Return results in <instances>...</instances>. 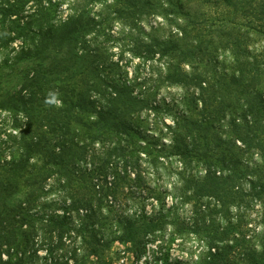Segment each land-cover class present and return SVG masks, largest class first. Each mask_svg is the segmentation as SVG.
Here are the masks:
<instances>
[{
    "label": "trees",
    "instance_id": "1",
    "mask_svg": "<svg viewBox=\"0 0 264 264\" xmlns=\"http://www.w3.org/2000/svg\"><path fill=\"white\" fill-rule=\"evenodd\" d=\"M79 1L57 25L53 0H0V264H119L115 243L141 258L175 223L204 238L196 264H264V0H214L211 15L212 0ZM116 19L134 56L163 62L155 74L113 59ZM162 86L182 92L157 99ZM163 107L172 122L155 135L144 113ZM148 169L173 175L171 190ZM138 191L142 208L122 213Z\"/></svg>",
    "mask_w": 264,
    "mask_h": 264
},
{
    "label": "rangeland",
    "instance_id": "2",
    "mask_svg": "<svg viewBox=\"0 0 264 264\" xmlns=\"http://www.w3.org/2000/svg\"><path fill=\"white\" fill-rule=\"evenodd\" d=\"M47 1V0H45ZM55 5L50 10L51 18L50 23H54L60 25L63 21L68 19V17L80 6V1L78 0H53ZM209 5L204 6L203 10L211 15L216 10L214 6V0L211 1ZM34 4L31 2L29 4L28 9L35 8ZM92 9L93 15H98V13H104V4L103 3H94L90 5ZM99 20L103 17L98 15L97 17ZM141 23L145 26L147 30H151V26L157 23L155 17H148L146 19H142ZM135 33V30H131ZM129 27H126L124 23H121L117 19L114 20L112 27L110 28V32L112 36L110 40L107 42V45L110 46V51L112 52V57L114 60H120L121 65L126 68L128 71L129 77H136L138 76L139 79L149 77L150 75L155 74L159 67L163 64L162 61L159 59H154L148 62H144V60L138 56H134L133 52L130 50V43H132V38L129 33H131ZM103 37H100V40ZM263 42L259 41L256 43V46L261 45ZM13 45L18 46L19 41L13 43ZM6 52L0 51V60L2 55ZM182 90L179 87L175 86H162L160 87L159 93L157 94V99L167 98L171 101H175L176 98L181 94ZM166 107H163L161 115L156 116L154 113H144V116H148L149 121V132L154 133L157 135L158 129L164 128L166 123H171V114L173 112H168ZM9 121H11V116L9 112L2 111L0 117V123L3 125V129L1 130L0 134V147L4 149V155H8L10 150L7 148L6 140L8 139V132L11 131V128L8 126ZM5 131V132H4ZM167 141V138L164 139ZM246 156L250 159L252 157L251 154H246ZM254 157H257L256 155ZM163 169L159 173H153L151 169L147 170V177L146 180L149 184L153 187H156L157 190H164L170 191L172 185L176 181V178L170 176L169 174L165 173ZM136 198L131 200H126L125 198L121 199V205L117 204V208L125 214H132L133 212L137 211L138 209L142 208V202L140 201L145 198L148 193L146 191H138L135 193ZM149 196V195H148ZM168 204L170 205L172 200L170 198V194L168 195ZM145 201V208L146 210L151 213L159 206L157 204V199L155 198H147ZM119 203V202H118ZM255 208V210L253 209ZM190 206H185L184 208L180 209V213L184 217L190 216ZM257 208L252 207L251 209H246L245 212L248 214H252L251 216L247 217L249 221V227L255 228L259 227L260 225L252 220L254 215L257 213ZM234 215H239V213H244V210L239 212L237 209H233ZM251 219V220H249ZM204 238L194 232H192L187 226L186 223H178L175 225H169L167 232L164 234H159L158 237H151L150 249L141 257L136 258L134 255L129 251V245L115 243L112 247V254L115 257L117 263H124V264H145L146 259L149 264H161V263H169V264H196L198 257L203 252L204 248ZM158 250L159 257L155 258V251ZM44 253V251L42 252Z\"/></svg>",
    "mask_w": 264,
    "mask_h": 264
}]
</instances>
